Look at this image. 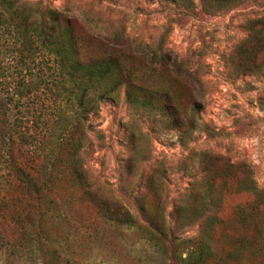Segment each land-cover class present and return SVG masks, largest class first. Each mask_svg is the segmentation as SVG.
<instances>
[{
    "label": "rangeland",
    "instance_id": "1",
    "mask_svg": "<svg viewBox=\"0 0 264 264\" xmlns=\"http://www.w3.org/2000/svg\"><path fill=\"white\" fill-rule=\"evenodd\" d=\"M262 3L210 12L201 0H20L70 19L93 52L130 53L147 67L157 56L158 72L135 77L183 103L182 125L129 106L122 93L97 103L74 135L80 177L54 168L39 204L14 203L28 215L22 229L1 212L0 264H186L199 252L203 264H264V204L231 181L245 165L264 192V52L248 39ZM209 185L214 204L201 210L195 198ZM191 211L209 218L180 224ZM147 217L169 226L164 242L145 232Z\"/></svg>",
    "mask_w": 264,
    "mask_h": 264
},
{
    "label": "trees",
    "instance_id": "2",
    "mask_svg": "<svg viewBox=\"0 0 264 264\" xmlns=\"http://www.w3.org/2000/svg\"><path fill=\"white\" fill-rule=\"evenodd\" d=\"M258 1L264 4V0H201V3L210 12H219ZM249 24L248 39L251 37L264 52V18L251 20ZM80 34L70 19L53 10L38 13L20 4V0H0V218L1 212L5 213L4 217L19 229L24 228V221L29 225L25 220L28 215L22 209L13 210V204L21 200L30 203L28 207L39 204L52 186L51 170L66 168L76 178L80 177L81 143L74 135L81 133L82 122L100 101L114 100L122 93L129 106L163 119L171 117L177 127L182 125L181 114L177 112L183 103L176 104L168 92L135 77L137 71L158 72L159 68L154 67L162 60L152 55L154 62L147 67L139 65L136 56L130 53L105 47L93 52ZM46 95L50 101L47 104L43 102ZM138 156L135 150L133 157ZM63 158L69 159L70 164ZM224 163L227 169L233 167ZM240 168L237 167L240 177L236 180L230 176L231 181L242 185L259 205L264 204V192L255 187L247 167ZM210 184H214V178ZM211 185L197 192L195 199L201 210L214 204ZM14 190L19 196L14 195ZM259 205L254 207L256 214ZM182 217L180 224L188 226L209 218L200 217L198 211L183 213ZM116 219L129 227L135 225L127 213L118 212ZM215 223L212 218L207 226ZM145 224V232L154 242H164L171 231L159 218L147 217ZM203 260L201 252L196 259L188 253L182 262L203 264Z\"/></svg>",
    "mask_w": 264,
    "mask_h": 264
}]
</instances>
